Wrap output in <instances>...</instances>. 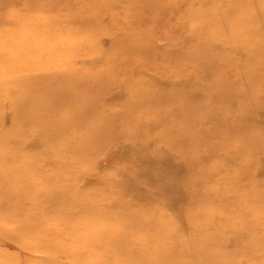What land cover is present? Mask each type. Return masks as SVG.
Wrapping results in <instances>:
<instances>
[{
  "label": "rangeland",
  "instance_id": "rangeland-1",
  "mask_svg": "<svg viewBox=\"0 0 264 264\" xmlns=\"http://www.w3.org/2000/svg\"><path fill=\"white\" fill-rule=\"evenodd\" d=\"M166 1L0 0V264H264V0Z\"/></svg>",
  "mask_w": 264,
  "mask_h": 264
},
{
  "label": "bare ground",
  "instance_id": "bare-ground-1",
  "mask_svg": "<svg viewBox=\"0 0 264 264\" xmlns=\"http://www.w3.org/2000/svg\"><path fill=\"white\" fill-rule=\"evenodd\" d=\"M118 1L122 2V4H125V6H126V9L124 10V12L122 14L123 17L124 18H127V19H130V18H136V16H139L140 15L141 9L143 8L142 7V4L146 3L147 0H118ZM190 1L193 2V0H189V2ZM166 2L169 5H174L176 3V0H168ZM193 8L195 10H193ZM197 9L198 8L196 6H193V5H191L189 7V15H192V16H195L196 17V20L194 21L195 24L196 23H199V22H201V23L203 22V20H201L203 14L201 12H195V11H197ZM175 14H176V12H175ZM234 20L235 21L232 22L231 25H230V29H232V30H230V33L231 32L232 33H235V30H238V25L239 24H246L244 22V19L243 18L241 19V16L238 15V14H235ZM247 26H249L251 28V24H249ZM191 27H192V25L189 26L188 29H190V30L193 29L192 31L194 33L195 32L199 33V30H197L199 27L197 28L196 26H194V28H192V29H191ZM252 29H253V27H252ZM34 35H35L34 34V30L32 28H30V27L20 28L19 35L18 36L12 37V38H6L3 41L0 40V51H7V54H5V55H8V59L10 58L9 60L12 61V64H13V62L20 61L19 57L21 58V57H24L25 56L26 58L27 57L31 58V56H33V59H34V57H36L38 55L37 53H40L39 49H41V50L44 49L42 47L45 45L46 39L45 40H43V39L46 37V34H44V33L36 34L38 36H35V37H34ZM142 35H143L142 37L144 39H146V41L148 42L149 36H150L148 34V32L142 33ZM139 36H140V34H139ZM142 37L140 36V37H138L136 39H139L140 40ZM48 40H52L54 44H56L58 42L59 43L66 44L67 43V41H66L67 40V36H63V34L57 32V33H55L53 35L52 38H48ZM139 40H133V41L131 40L129 42L130 44H128V46L129 47L132 46V48H134V49L140 48L141 42ZM76 42H77V40H76ZM47 44H48V42H47ZM37 49H38V52H37ZM37 57H39V56H37ZM12 68L13 67L7 68L4 65L2 66V64H0V73H3L5 75H9V74H11L13 72V69ZM13 91H14V89H13ZM0 228H4L6 230H8V229L11 230L12 229V226L6 224L5 222L3 223L0 220ZM72 232L75 233L76 231L74 230ZM71 244H75L74 239H73V241H72ZM20 261H22V260H20ZM21 264H30V263H27V262H24L23 263V262H21Z\"/></svg>",
  "mask_w": 264,
  "mask_h": 264
}]
</instances>
